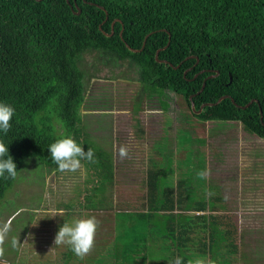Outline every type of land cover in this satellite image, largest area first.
Instances as JSON below:
<instances>
[{"label": "trees", "instance_id": "trees-1", "mask_svg": "<svg viewBox=\"0 0 264 264\" xmlns=\"http://www.w3.org/2000/svg\"><path fill=\"white\" fill-rule=\"evenodd\" d=\"M93 51L107 64L127 60L142 88L181 95L199 120L238 121L264 138V0H0V103L15 109L0 141L18 171L29 158L57 169L48 146L77 130L81 63ZM137 100L133 112L142 110ZM136 126L144 132L138 119ZM175 149L172 141L165 159H152L139 205L120 204L114 221L97 215L96 234L110 222L115 232L88 264H168L177 256L183 264H264V255L243 248L250 243L207 176L199 183L191 175L196 159L186 172L188 158ZM199 160L206 173V155ZM13 182L0 178V201Z\"/></svg>", "mask_w": 264, "mask_h": 264}, {"label": "rangeland", "instance_id": "rangeland-1", "mask_svg": "<svg viewBox=\"0 0 264 264\" xmlns=\"http://www.w3.org/2000/svg\"><path fill=\"white\" fill-rule=\"evenodd\" d=\"M104 58L97 51L84 54L85 100L73 132L85 152L94 150L95 162L81 160V168L75 173L49 171L30 158L24 162L0 201V224H11L3 260L7 264H88L90 256H100L105 238L115 232V222L96 234L95 247L83 260L68 246H55L59 228L64 222L91 216L114 221L124 210L120 208H125L120 204L139 205L146 194L148 166L157 155L160 159L169 155L172 141L178 155L188 158L184 171L188 172V164L196 159L191 175L198 177L199 183L203 182L199 159L206 155L211 189L223 198L226 213L237 221L238 232H244L250 243L243 248L251 256L264 255V138L238 121H201L192 115L181 95L152 86L142 88L139 71L127 60L118 65L114 60L107 64L110 60ZM137 99L142 110L133 112ZM137 119L145 129L144 138L145 133L136 126ZM186 124L194 133L180 127ZM200 137H204V144ZM121 145L129 149L125 159L118 156ZM110 157L112 167L106 164ZM106 168L114 169V173L104 172ZM12 237L20 243L16 249L11 247ZM111 251L108 247L103 253Z\"/></svg>", "mask_w": 264, "mask_h": 264}, {"label": "clouds", "instance_id": "clouds-1", "mask_svg": "<svg viewBox=\"0 0 264 264\" xmlns=\"http://www.w3.org/2000/svg\"><path fill=\"white\" fill-rule=\"evenodd\" d=\"M15 109L5 103H0V132L5 135L10 131L11 121L14 116ZM50 160L57 166V171L61 173H75L81 168V160L94 163V150L88 148L87 152L79 145L71 136H66L55 140L48 146ZM129 149L126 145H121L118 148V156L120 159L128 157ZM19 171L14 163L13 157L9 155L8 146L0 141V178L15 180L18 178ZM200 176H205L206 173L201 172ZM211 195V193H209ZM100 221L95 217L78 218L69 222H64L59 228L54 244L56 247L61 245L68 246L72 253L83 260L89 255L96 242V233ZM11 231L10 222L0 224V261L2 264H7L4 257V244L8 239ZM11 247L16 249L20 243L18 238L12 237ZM168 264H183V259L180 256L170 260ZM191 264V262H189ZM196 264H202L201 261H196Z\"/></svg>", "mask_w": 264, "mask_h": 264}, {"label": "water", "instance_id": "water-1", "mask_svg": "<svg viewBox=\"0 0 264 264\" xmlns=\"http://www.w3.org/2000/svg\"><path fill=\"white\" fill-rule=\"evenodd\" d=\"M81 10H80V8L78 9V13L80 12ZM144 43H145V41H144ZM133 49V48H132ZM134 50V49H133ZM157 58H158V56H157ZM162 61V60H161ZM217 74H218V71L216 72ZM215 73V74H216ZM231 80H232V77L230 78ZM205 86V81H204V83H203V86H202V89H203V87ZM225 97H227V95H224V96H222V97H220L215 103L214 102H209V103H205V104H203L199 109H196V107H195V103L194 102H192V109L194 110V112H196V113H200L203 109H204V107H205V105H213V104H216V103H219L223 98H225ZM191 98H192V96H191ZM252 102V101H251ZM251 102H249V103H247L246 105H244L243 107H246V106H248ZM262 111V110H261ZM262 119H263V117H261Z\"/></svg>", "mask_w": 264, "mask_h": 264}, {"label": "crops", "instance_id": "crops-1", "mask_svg": "<svg viewBox=\"0 0 264 264\" xmlns=\"http://www.w3.org/2000/svg\"><path fill=\"white\" fill-rule=\"evenodd\" d=\"M258 138H260V139H261V137H259V136H258ZM97 209H98V208H97ZM100 211H102V210H100ZM238 221H241V220H240V217H239V220H238ZM235 222L237 223V221H235Z\"/></svg>", "mask_w": 264, "mask_h": 264}]
</instances>
